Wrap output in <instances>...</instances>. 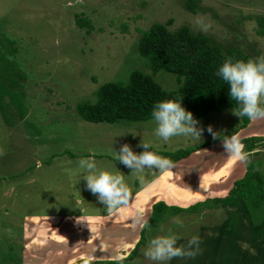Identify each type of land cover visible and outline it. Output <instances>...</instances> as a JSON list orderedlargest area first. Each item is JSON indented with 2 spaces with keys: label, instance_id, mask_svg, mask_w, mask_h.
<instances>
[{
  "label": "rangeland",
  "instance_id": "1",
  "mask_svg": "<svg viewBox=\"0 0 264 264\" xmlns=\"http://www.w3.org/2000/svg\"><path fill=\"white\" fill-rule=\"evenodd\" d=\"M75 17L88 20L91 32L77 28ZM201 17L211 24L206 32L196 22ZM255 17H264V0H0V36L15 48L10 57L15 68L3 69L12 72L13 90L26 107L25 117L10 127L0 118V264H158L144 255L152 239L176 235L177 246H186L190 231L214 225L217 232L203 231L200 254L174 258V264H264L262 227L252 228L247 213L229 228L228 213L238 211L234 207L206 202L197 212L166 215L141 227L157 200L185 208L210 199L254 161L264 174V120L237 129L239 117L226 109L199 120L201 141L175 136L165 142L156 135L154 119L89 124L74 111L80 102H93L103 83L125 82L133 70L149 72L136 41L150 24L171 20L169 30L185 26L223 51L236 48L255 60L264 56ZM153 78L164 91L178 86L167 73ZM209 125L218 136L235 131L241 142L257 139L248 162L234 161L223 139L165 170L137 172L111 161L125 143L137 154L145 150L140 143H148L159 156L205 145L213 140ZM89 157L97 171L123 175L130 189L126 205L109 209L86 188L79 161ZM142 228V244L127 262Z\"/></svg>",
  "mask_w": 264,
  "mask_h": 264
},
{
  "label": "trees",
  "instance_id": "2",
  "mask_svg": "<svg viewBox=\"0 0 264 264\" xmlns=\"http://www.w3.org/2000/svg\"><path fill=\"white\" fill-rule=\"evenodd\" d=\"M186 9L192 11L189 5ZM254 22L255 35L264 38V17H255ZM74 25L84 29L85 33H90L92 30L89 21L79 17H75ZM170 25L171 20L164 23L155 22L139 33L136 53L145 62L149 72L133 70L128 74L125 82H106L100 85L93 92V102H80L74 106L75 114L81 121L108 125L121 122L143 123L154 119L152 110L157 102L179 101L181 98L182 106L198 121L209 113H219L239 107L236 101L230 100L229 86L216 73L228 58H231L233 62L248 61L250 58L236 48L223 51L211 45L207 37L192 34L185 26L169 30ZM14 54L15 48L12 43L0 36V118L8 127L14 123V120H22L26 114L24 102L13 90L16 85L12 80V72L5 74L3 69L4 67L15 68L10 59ZM159 71L173 76L178 86L173 90H162L160 84L153 78ZM15 76L23 80V76L17 73ZM11 114H13L12 117L9 116ZM239 120L237 129L246 127L251 121L247 117H241ZM234 133L235 131L221 134L220 139H213L205 145L162 152L160 155L175 164L197 153L206 145L230 138ZM242 143L245 145L244 151L252 153L257 149L258 140L248 137L242 139ZM111 161L119 162L116 159ZM259 168L258 161L248 163L240 176L233 179L226 190L185 208L167 205L160 200L153 202L147 218L148 224L145 227L161 221L166 215L197 212L206 202L214 206L227 205L236 198L245 206L250 224L260 225L264 222V174L259 171ZM143 228L140 231V239L126 257L127 262L135 256L138 247L142 244ZM103 264H119V261H107Z\"/></svg>",
  "mask_w": 264,
  "mask_h": 264
},
{
  "label": "clouds",
  "instance_id": "3",
  "mask_svg": "<svg viewBox=\"0 0 264 264\" xmlns=\"http://www.w3.org/2000/svg\"><path fill=\"white\" fill-rule=\"evenodd\" d=\"M196 22L205 32L211 27V24L205 23L202 17ZM216 75L229 86L230 100L236 101L239 105L232 110L235 116L247 117L251 121L264 120V56L255 60L235 62L228 58L219 67ZM181 100L182 98L179 101L165 100L155 104L152 116L157 124L156 135L165 142L175 136H190L196 141H201L204 129L198 127L199 121L182 106ZM207 131L214 140L220 139L211 125ZM222 146L234 161L248 162V154L244 151L245 145L236 135L223 139ZM140 147L145 150L137 154L129 144L121 145L119 152H116V160L137 172H143L146 168L165 170L171 166L172 162L168 158L149 151L148 143L141 142ZM79 165L87 173L83 176L86 188L103 205L115 209L129 202L130 189L125 184L123 175L97 171V165L92 157L82 158ZM139 216L142 217L143 213L141 212ZM147 224L148 221L144 220L141 227ZM178 239L176 235L154 238L144 255L158 264H164L174 258H195L201 253V241L198 236H193L186 246H177Z\"/></svg>",
  "mask_w": 264,
  "mask_h": 264
},
{
  "label": "crops",
  "instance_id": "4",
  "mask_svg": "<svg viewBox=\"0 0 264 264\" xmlns=\"http://www.w3.org/2000/svg\"><path fill=\"white\" fill-rule=\"evenodd\" d=\"M154 180L155 179H151V181L150 182H154ZM156 182H158L159 183V185L161 184V182H159V180H157ZM162 187H165V185H161V188ZM166 204V203H165ZM170 204H173V203H170ZM170 204H167V205H170ZM175 206H177V205H175ZM220 206H229V207H234V208H236L238 211H234V212H237L236 214V217L233 219L232 218V216L234 217V212H230V213H228L229 214V216H228V218L230 219V221H228V223L227 224H229V228L230 227H233V222H236V221H238L239 219L240 220H242V219H246V218H244V214H247V212H245L244 211V209L242 208V206L240 205V202H239V199L238 198H236L232 203H230V204H227V205H220ZM178 207H180V206H178ZM183 208V207H182ZM239 213H242L241 215L239 214ZM248 216V215H247ZM228 219V220H229ZM231 223V224H230ZM239 224V223H238ZM179 225H181V224H179ZM183 225V224H182ZM239 225H242L241 223L239 224ZM252 228H254V226H252V225H250ZM178 227V226H177ZM176 227V228H177ZM217 226H200V227H198V228H196L195 229V231H190V236H191V238L193 237V236H198L199 238H200V241H203L204 240V233H203V231L204 230H211V231H213V232H217L216 230H215V228H216ZM255 227H258V228H260V227H262V228H260V230L264 233V222H262L260 225H258V226H255ZM180 228V227H179ZM218 231H219V233H221V231L218 229ZM212 232V233H213ZM224 232H227V230H225ZM223 235H225V233H222ZM260 245H263V243H260ZM139 251H140V249H139ZM256 253V252H255ZM135 257V256H134ZM134 257L132 258L133 260H134ZM131 259V261H133ZM130 261V262H131ZM172 261V264H174V260H171ZM151 262V260L149 259V263ZM168 263V261H166V264ZM130 264H136V263H134V262H131ZM139 264V263H138ZM228 264H230V261L228 260Z\"/></svg>",
  "mask_w": 264,
  "mask_h": 264
}]
</instances>
